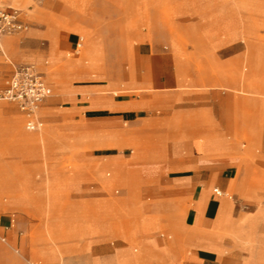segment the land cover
Listing matches in <instances>:
<instances>
[{
    "label": "rangeland",
    "instance_id": "obj_1",
    "mask_svg": "<svg viewBox=\"0 0 264 264\" xmlns=\"http://www.w3.org/2000/svg\"><path fill=\"white\" fill-rule=\"evenodd\" d=\"M17 1L26 4L21 8L16 6ZM86 2L88 1L0 0V7L19 10L20 17L28 24L26 31L4 35L0 40L3 50L0 52V64L6 65L5 68L0 67V89L5 85L4 78L10 70L9 63L26 62L16 59L13 52L20 51L22 40L27 37L32 26L46 24L49 18L56 16L80 23H76L79 26L74 28L80 33L76 52L81 56L89 53L91 60L86 68L97 69L99 48L94 43L91 31L82 25L91 26L102 35L104 43L102 78H98L95 83L109 84L119 81L124 84L120 87H108L103 91L104 94L150 98L151 114L157 118L170 115L174 110L186 113L197 110L200 114H205L211 124H215L221 132H228L234 141H241V147L235 153L237 158L233 159L237 172L230 181L231 185L243 180L252 197H263L264 94L251 97L220 85L241 88L248 76V82L258 91L264 92V38L261 37L264 35V0H181V12L177 15L175 24H171L170 17L162 10L165 6L159 8L158 5H149L145 13L139 14V7H135L134 0ZM85 4L87 6L81 10ZM193 8L201 17L189 14ZM135 10L138 15H135ZM129 17L133 27L127 26ZM173 29L179 37L181 65L187 80L184 82L186 86L182 87H178L176 80H171L175 70L170 41ZM245 30L256 32V35L247 37L248 44L242 38ZM144 34L150 36L149 40L140 43L137 37ZM229 36L232 41L225 44V39ZM63 39H67V34H63ZM250 49L252 61L244 63L247 53L251 54ZM67 51L69 49L63 54ZM48 59L41 57V61H50ZM57 95V89L52 86L51 97L38 108L42 125L37 130L26 128V116L16 103L0 99V109L4 106L12 107V112L4 110L0 114V125L10 123L15 114L21 119V128L16 127L13 131L0 129V217L7 216L10 220L7 221L8 228L0 231V247L4 250L0 253V264H33L31 261H36L37 264H101L102 256L116 252L119 246L117 237H108L97 230L89 231L90 227L99 230L108 228L112 232L121 228L122 216L119 221L116 214L112 213V210L118 209L114 202L103 203L94 210L92 218L95 223L80 222L90 219L82 213L85 203L95 206L102 197L118 196L127 191L124 185L115 187L118 192L116 189L109 192L102 190L94 165L105 159L107 154L120 153L128 157L132 150L127 147L101 149L94 144H83L75 159L82 163L87 161L89 179L81 189L61 194L68 188V183L72 182L70 176L80 165L73 161L74 158H69L72 156L70 152L51 150L53 135L45 125L59 126L64 124L63 121L74 118L82 119L83 123L95 122L100 119L101 113L93 116L77 113L59 116V112H67L66 107L69 104ZM123 126L126 134L133 137H152L164 130L167 132L166 126L157 122L135 126L124 123ZM206 126L199 122L192 127L203 130ZM63 129L67 131L69 126ZM180 129L186 131L189 126L182 124ZM244 136L249 137L252 151H245ZM200 144L201 140L189 139L193 153L200 152ZM11 145H17L18 148ZM37 145L44 152L51 150L48 158L44 159L38 154L40 149ZM101 145L122 147L123 143L114 141ZM126 146L135 148L137 143L129 141ZM27 147L30 154L24 162V170L20 166V155L13 151L20 148L26 157ZM62 147L75 150L73 145L67 143ZM224 149L225 144H222V152H225ZM107 164L104 162L101 165ZM15 165L20 167L16 168ZM48 165L54 166L57 171L64 167V171L59 178L45 181L39 192L36 189L30 191L33 197L30 196V180L25 171L36 183L42 180ZM108 170L107 168L106 171ZM7 173L10 175L5 176ZM102 177L104 187L110 188L114 183L115 173L112 177L109 173ZM235 188L238 191L236 186ZM59 193V197L67 205L58 206L61 204ZM239 193L245 194L242 191ZM232 200L234 214L249 212L255 207L254 203L243 201L236 194L232 196ZM65 209L69 211H64ZM75 212H78L77 216ZM218 214L221 229H232L236 232L229 227L231 222L225 211H219ZM70 216V220L66 219ZM52 227L58 229L53 230ZM244 230L245 225L242 226V231Z\"/></svg>",
    "mask_w": 264,
    "mask_h": 264
},
{
    "label": "crops",
    "instance_id": "obj_2",
    "mask_svg": "<svg viewBox=\"0 0 264 264\" xmlns=\"http://www.w3.org/2000/svg\"><path fill=\"white\" fill-rule=\"evenodd\" d=\"M87 1L86 3L89 4L90 0ZM133 3H136L135 7H139L140 10L139 12L138 9L135 10V15L145 13L149 5H158L159 8L165 6L162 10L170 17L171 24L176 23L182 5L181 0H139V2L134 0ZM25 4L26 2L23 1L16 2V6L21 8ZM71 8L76 10L74 7ZM189 14H197L201 17L194 8ZM76 23L56 16L49 18L46 24L32 26L27 37L22 40L20 51L13 52L16 59L26 62H10V70L4 81L11 76L15 65L34 64L49 84L51 89L49 97L52 95L53 86L58 91L57 96L69 104L66 107L67 112H59V116L76 113L93 116L95 113H101L100 119L95 122L83 123L82 119L74 118L63 121L64 124L59 126L45 125L49 127L50 134L53 135L51 150L70 152L72 156L69 158H74L73 161L80 165L79 169L70 176L72 182L68 183V188L61 194L81 189L89 179L87 161L82 163L75 159L83 144H94L101 149L127 147L132 150L128 157L120 153L107 154L104 156L105 159L94 165L102 190L109 192L116 189L115 187L124 185L127 191L118 196L102 197L95 206L85 203L82 213L90 219L78 221L93 224L95 223L92 218L93 212L99 205L107 202H114L117 205L118 209L112 210V213L116 214L119 221L122 216V226L118 231L112 232L108 228L99 230L96 227L89 229V231L97 230L107 234L108 237L119 239L116 252L103 255L101 264H264V195L252 197L243 180L234 185L230 182L237 172L233 159L237 158L235 153L236 149H240L241 141L238 139L234 141L229 137L228 132H221L215 124H211V120L205 114H200L197 110L190 113L174 110L170 115L157 118L151 114L150 98H126L116 93L104 94L103 91L106 88L120 87L123 83L119 81L109 84L95 83L98 78H102L103 38L93 27L81 24L91 31L94 43L99 48L98 68L95 70L86 68L91 55L85 53L81 56L76 52L80 43V33L74 29L80 23ZM127 26L133 27L130 17L127 19ZM63 34H67L66 40L63 39ZM250 35L254 36L256 32L243 31L242 38L246 44L249 40L247 37ZM149 37L146 34L139 35L137 40L144 43L149 40ZM261 37L264 38V35ZM170 38L171 57L175 62L171 80H176L179 83L178 87L186 86V75L183 73L180 59L181 45L174 29L171 30ZM231 41L232 38L229 36L225 39V44ZM67 49L69 52L63 54ZM250 51L251 54L247 53L244 63L252 61V49ZM0 52H3L2 43ZM41 57H48L50 61H41ZM0 67L5 68L6 65L0 64ZM51 81L54 83H50ZM243 83L241 88H230L223 84L220 86L251 97L264 94L248 82V76ZM4 110L12 112V107H2L0 114ZM152 122L166 126L168 133L164 130L152 137H133L126 134L123 126L124 123L135 126ZM199 122L207 126L203 130L192 127ZM182 124L189 126V129L181 131ZM66 126H69L67 131L63 129ZM16 127L21 128V119L16 114L12 116L10 123L0 125V129L8 131H13ZM191 138L201 140L202 151L196 153L191 151L189 146ZM114 141L123 143L122 147L101 145ZM129 141L137 143V147L126 146ZM244 141L246 142L245 151H252L249 137L244 136ZM64 143L73 145L75 150L63 148ZM222 144H225V152H222ZM37 146L40 149L38 154L44 159L48 158L51 150L44 152L39 145ZM29 147H27L26 157L23 156L24 153L20 148L17 149L18 146L17 150L13 151L20 155V166L24 170V162L30 154ZM104 162L108 164L102 166ZM107 168L108 171H106ZM63 171L64 167L57 171L54 166L48 165L42 180L36 183L25 171L30 180L29 195L33 189L38 192L43 189L45 181L59 178ZM108 173L110 177L115 173V179L110 188H105L102 175ZM7 175L10 174L7 173L5 176ZM241 191L245 194H240ZM116 192H118L117 189ZM61 194L59 193L58 197ZM235 194L242 197L243 201L254 203V209L242 214H234L232 196ZM59 199L61 204L58 206L67 205L63 203L62 198L59 197ZM219 211H225L231 222L229 227L234 228L236 232L232 229H221L218 219ZM75 213L77 216L78 212ZM69 218L71 216L66 219ZM45 219L47 220L46 217ZM75 220L77 221L76 218ZM7 221H10L7 216L0 217V231L8 228ZM243 225L246 228L244 231H242ZM56 228L52 227L53 230ZM3 251L0 247V253ZM8 259L12 260L11 257Z\"/></svg>",
    "mask_w": 264,
    "mask_h": 264
},
{
    "label": "built area",
    "instance_id": "obj_3",
    "mask_svg": "<svg viewBox=\"0 0 264 264\" xmlns=\"http://www.w3.org/2000/svg\"><path fill=\"white\" fill-rule=\"evenodd\" d=\"M27 28L28 24L21 19L19 10L0 7V40L4 35L22 33ZM50 94L51 89L43 73L34 64H17L0 90V99L16 103L26 116V128L37 130L42 125L38 108Z\"/></svg>",
    "mask_w": 264,
    "mask_h": 264
},
{
    "label": "bare ground",
    "instance_id": "obj_4",
    "mask_svg": "<svg viewBox=\"0 0 264 264\" xmlns=\"http://www.w3.org/2000/svg\"><path fill=\"white\" fill-rule=\"evenodd\" d=\"M46 82H47V81H46ZM48 86H49V84H48ZM5 237H6V236H5ZM2 240L4 241L5 239L2 238ZM31 262H33V264H37L36 261H31Z\"/></svg>",
    "mask_w": 264,
    "mask_h": 264
}]
</instances>
